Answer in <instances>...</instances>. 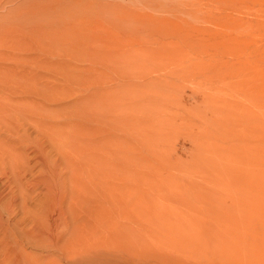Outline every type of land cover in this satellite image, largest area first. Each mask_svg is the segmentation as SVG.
Masks as SVG:
<instances>
[{"label": "rangeland", "instance_id": "rangeland-1", "mask_svg": "<svg viewBox=\"0 0 264 264\" xmlns=\"http://www.w3.org/2000/svg\"><path fill=\"white\" fill-rule=\"evenodd\" d=\"M0 264H264V0H0Z\"/></svg>", "mask_w": 264, "mask_h": 264}]
</instances>
